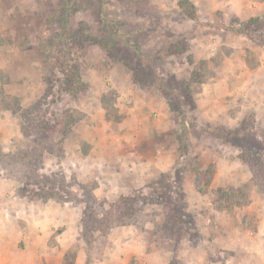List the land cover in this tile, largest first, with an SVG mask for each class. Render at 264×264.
<instances>
[{
    "label": "rangeland",
    "instance_id": "374dc122",
    "mask_svg": "<svg viewBox=\"0 0 264 264\" xmlns=\"http://www.w3.org/2000/svg\"><path fill=\"white\" fill-rule=\"evenodd\" d=\"M253 2L0 0L2 256L54 208L61 264H226L257 234L264 14L234 12Z\"/></svg>",
    "mask_w": 264,
    "mask_h": 264
},
{
    "label": "crops",
    "instance_id": "0c3cea01",
    "mask_svg": "<svg viewBox=\"0 0 264 264\" xmlns=\"http://www.w3.org/2000/svg\"><path fill=\"white\" fill-rule=\"evenodd\" d=\"M252 4V6L244 3L241 4V6L237 4L235 7H238V9L234 10V12L237 15L243 14V11L248 15L250 12L254 13L251 14L252 16L264 14V3L253 2ZM230 80L232 79H229L228 81ZM228 81L225 82V87L227 86ZM261 83L262 82L260 81V84ZM262 84H264V82ZM218 95L219 90L215 88L212 94H210V98L216 101ZM63 217L64 216L61 214L59 208L44 210L42 212V216L39 218V223L33 224L35 229L31 237L32 243L28 242L29 244H26L22 241L24 246L27 245L31 249L27 254L28 256L16 257L17 260L15 261L10 260V258L7 256H2L0 254V264H61L64 261L63 257L65 256V253L72 245V242L76 237L70 229L68 231H60V233L54 238H51L54 231L58 228L57 226L54 227L55 224L52 222L53 219H55V221L57 219L62 220ZM51 219L52 221H49ZM36 231H38V235L35 234ZM240 244V247L233 248V250H231L233 253L229 252L230 257L228 258L232 257V262L238 264V256H240V264H264V224L261 223V225L258 227L257 234H255V236H250L249 239H247V243L242 242ZM8 246L15 247L11 244ZM228 258L225 259L226 264L231 262V260H228ZM76 260V264H84L82 255L79 253Z\"/></svg>",
    "mask_w": 264,
    "mask_h": 264
},
{
    "label": "trees",
    "instance_id": "16d2710c",
    "mask_svg": "<svg viewBox=\"0 0 264 264\" xmlns=\"http://www.w3.org/2000/svg\"><path fill=\"white\" fill-rule=\"evenodd\" d=\"M259 1H261V2H264V0H259ZM256 20H259V18H256V19H251V20H249L250 21V23L251 22H256ZM262 22H264V20H262ZM64 25L66 26V22L64 23ZM64 26V27H65ZM59 37H60V34L58 35ZM62 37V36H61ZM62 39V38H61ZM66 46L67 45H63L61 48H60V57H58L57 59H56V66L58 65V64H62L64 67H66L67 65H66V61L64 62V60H65V55H66V51H67V48H66ZM63 60V62H61ZM71 63L72 62V64H75V66L80 62V57L79 58H76V60L75 61H68V63ZM50 63H53V60H52V58H51V55H50ZM74 68H76V67H74ZM70 264H74V263H70Z\"/></svg>",
    "mask_w": 264,
    "mask_h": 264
}]
</instances>
